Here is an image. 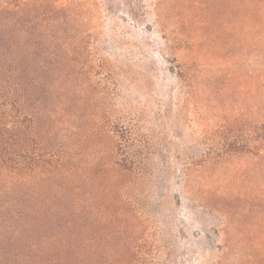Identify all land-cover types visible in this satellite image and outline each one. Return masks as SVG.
Segmentation results:
<instances>
[{"label":"rangeland","instance_id":"rangeland-1","mask_svg":"<svg viewBox=\"0 0 264 264\" xmlns=\"http://www.w3.org/2000/svg\"><path fill=\"white\" fill-rule=\"evenodd\" d=\"M0 84L71 233L0 227V264H264V0H0Z\"/></svg>","mask_w":264,"mask_h":264},{"label":"trees","instance_id":"trees-1","mask_svg":"<svg viewBox=\"0 0 264 264\" xmlns=\"http://www.w3.org/2000/svg\"><path fill=\"white\" fill-rule=\"evenodd\" d=\"M23 91L22 85L0 84V227L16 231L29 228L38 229L37 232L43 234L45 243L48 244L49 239L57 240L63 245L61 253L68 255L71 233L69 221L65 219V216L62 218L59 214L49 216L51 225H58L55 221H60L61 226L53 229V233L48 235L41 217L32 215L36 210L31 211V208L24 203L23 173L26 163L24 161L25 120L22 117ZM230 148L247 151L251 150L252 146L249 143L239 146L231 144ZM106 190L110 189L106 188ZM62 227H65L66 231H63ZM28 237L32 241L38 240L35 231Z\"/></svg>","mask_w":264,"mask_h":264}]
</instances>
